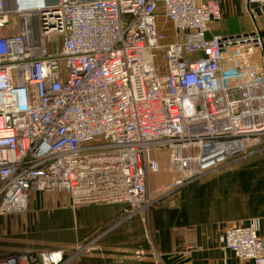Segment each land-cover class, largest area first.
<instances>
[{
    "label": "built area",
    "instance_id": "built-area-1",
    "mask_svg": "<svg viewBox=\"0 0 264 264\" xmlns=\"http://www.w3.org/2000/svg\"><path fill=\"white\" fill-rule=\"evenodd\" d=\"M221 1L0 0V218L26 212L37 192L146 213L155 201L148 176L162 169L153 151L178 174L162 197L263 147L264 59L240 56L226 68L231 47L256 37H208ZM246 2L251 17L264 8ZM224 236L239 260L264 264L252 224ZM89 246L71 258L28 251L0 264H69Z\"/></svg>",
    "mask_w": 264,
    "mask_h": 264
},
{
    "label": "crops",
    "instance_id": "crops-1",
    "mask_svg": "<svg viewBox=\"0 0 264 264\" xmlns=\"http://www.w3.org/2000/svg\"><path fill=\"white\" fill-rule=\"evenodd\" d=\"M249 7L246 0H222L223 19L210 24L208 37L252 32L243 26L245 19H255V28L264 33V10L255 8L251 17ZM151 156L160 159L162 155L153 151ZM177 177L172 172L151 173L148 189L154 193ZM40 193L31 195L30 207L49 203L58 209L55 215L62 221L43 222L38 234L44 229L49 238L38 236L37 242L64 249L70 258L77 247L90 244L88 254L80 252L69 264H252L226 248L224 232L244 223L252 224L264 237V154L238 158L154 206L148 236L140 218L127 221L121 217L119 205L74 210L67 193ZM23 221L15 216L1 217L0 229L6 235L19 231L37 234L41 222Z\"/></svg>",
    "mask_w": 264,
    "mask_h": 264
},
{
    "label": "rangeland",
    "instance_id": "rangeland-1",
    "mask_svg": "<svg viewBox=\"0 0 264 264\" xmlns=\"http://www.w3.org/2000/svg\"><path fill=\"white\" fill-rule=\"evenodd\" d=\"M261 9L264 10V8H261ZM159 13H160L159 14L160 27L167 30V37L170 40L172 33H173L172 25L161 14L162 11H159ZM12 21H14V19ZM243 22H244L243 26H245L246 29H250V28L253 29L252 32L241 33L239 35H234V36H239L240 38H243V40L245 38L249 39L250 36H255L256 39L254 40V42H251L249 40V42L247 44H244V45L238 44V45L231 47L229 52L226 54V64L225 65H226L227 69H229V68L232 69L235 66V62L237 61V59H239L240 56H242L241 58H244L247 61H250V62L256 63V64L262 63V61L264 59V33L261 30H259L257 27L255 28V24H256L255 19L254 20L253 19L252 20L245 19ZM257 24L259 25L260 23L257 22ZM233 27H235V26H233ZM4 33H6V30H2V31L0 30V34H4ZM17 33H18V29H15V31H11V34H17ZM57 37L58 36H54V41L57 40ZM250 46L253 48V51L251 54H248V47H250ZM56 47H57V45H53V44L50 45V48L53 50H56ZM252 151H255V152L251 155L264 154V146L258 147L255 149H251L250 152H252ZM247 153L248 152L244 153L243 157L250 156ZM161 164H162V169H161L160 173H168V171L166 170V167H165L167 164V155L166 154H164L161 157ZM160 173H158V174H160ZM189 186L190 185H188L184 188H187ZM148 193H149L150 199L155 200V201L153 202L150 209L146 213L135 214L133 216H129L130 210L124 204L100 205V206H107L108 207V206L119 205L118 207L122 208V210L120 212V214H122L121 217L127 221L134 219V218H137V217L140 218L141 222L145 223V225H144L145 233L144 234H146L148 236V233H149L148 222H149V214L151 212V209L154 206L162 204L163 202L171 199L172 196L175 194V193L169 194L167 196L161 197L160 196L161 193L159 192V189L156 190L154 193L153 192L151 193L148 189ZM40 194L41 195L46 194L48 196V194L55 195L58 193L42 192ZM41 203L42 204H36L35 208H34L33 206L30 207V201H29L28 209L26 212L14 214V215H9V217L15 216L16 218L17 217L23 218L24 219L23 222H41V225H39V227L35 226L36 229L38 227V229L36 231L37 234L35 232H22L21 233V231H19V233H8V235H6L0 229V256L1 257L16 255V254L28 252V251H41V250H47V249L48 250H55V249L50 248V247H52V245H50L46 241H45V243H47V244L37 242L38 236H42L43 238H49V235H48L49 233L48 234L44 233V231H45L44 229L42 230V233H40V234H38V230H39V228L43 227V224H44L43 222H59V221L61 222L62 219L59 217V215H55L59 212V211H55L58 209H55L49 203H45V202H41ZM120 205H122V206H120ZM71 207H72V205H71ZM82 207H84V206L72 207V208L74 210H76V209H79ZM56 218H58V219H56ZM127 221H125V222H127ZM85 250H87V249H85ZM85 250H83L84 254H88L87 253L88 250L87 251H85ZM90 252H93V250L89 251V253Z\"/></svg>",
    "mask_w": 264,
    "mask_h": 264
}]
</instances>
